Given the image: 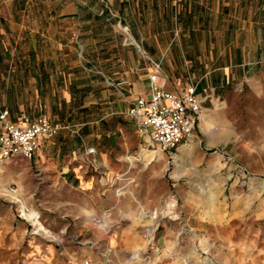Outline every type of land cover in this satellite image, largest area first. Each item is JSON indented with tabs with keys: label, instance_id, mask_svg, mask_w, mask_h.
Returning <instances> with one entry per match:
<instances>
[{
	"label": "rangeland",
	"instance_id": "rangeland-1",
	"mask_svg": "<svg viewBox=\"0 0 264 264\" xmlns=\"http://www.w3.org/2000/svg\"><path fill=\"white\" fill-rule=\"evenodd\" d=\"M223 2L0 0V104L68 126L0 162V264H264V60L213 88L240 39ZM199 47L213 75L170 158L124 114L129 87L148 55L169 89L200 81Z\"/></svg>",
	"mask_w": 264,
	"mask_h": 264
},
{
	"label": "built area",
	"instance_id": "built-area-1",
	"mask_svg": "<svg viewBox=\"0 0 264 264\" xmlns=\"http://www.w3.org/2000/svg\"><path fill=\"white\" fill-rule=\"evenodd\" d=\"M148 58V94L132 100L124 114L135 120L141 135H149L172 158L173 150L192 134L199 117L202 106L197 83L188 74L176 93L167 90L160 62ZM66 128L63 122H53L46 116L30 118L24 113L14 121L8 109L0 105V162L17 155L32 159L45 142ZM94 151L93 147L89 149L90 153Z\"/></svg>",
	"mask_w": 264,
	"mask_h": 264
},
{
	"label": "crops",
	"instance_id": "crops-1",
	"mask_svg": "<svg viewBox=\"0 0 264 264\" xmlns=\"http://www.w3.org/2000/svg\"><path fill=\"white\" fill-rule=\"evenodd\" d=\"M194 2V0H191ZM206 4L203 6L204 10L210 9V7L207 5L210 3V0H205ZM233 7L234 12H236V18L238 20V23L235 22V28L237 27L236 33L239 35L240 39L239 42H237L235 45H225L224 46V54L225 58L222 57L221 52L217 53L215 55V62H213V74L215 78L217 79L214 89H219L225 86V83L228 82V78L230 76L229 71L239 69L243 75H249L250 72H252L255 69V63L251 62L250 60V53L257 54V60L256 62H260L264 60V0H228ZM225 2L223 0H217V10L220 8V5L222 6L221 9H223V5ZM190 11V9H189ZM191 13V12H189ZM197 20H201V24L197 29H200V27H205V19L202 13L198 14ZM199 22V21H198ZM193 29V28H191ZM195 30V29H194ZM249 37V41H247L246 38ZM205 42H199V45L202 46ZM250 44L254 45V48L252 49ZM201 48L199 47V56H198V62L200 63V67L198 68L200 71L197 72L200 81L198 80L197 88H198V96L200 97V104H202V92L205 90V88L209 85L207 81V77H211L213 74L209 73L212 70L202 68L204 65L206 66V59L201 57ZM152 58L151 56H147L148 62L149 58ZM189 60L184 58L185 62H191L193 58L189 56ZM235 58V60H233ZM153 59V58H152ZM155 60V59H153ZM220 60H226L225 63L220 62ZM158 61V60H155ZM196 61V59L194 60ZM161 64V61H158ZM189 66V65H188ZM257 68V67H256ZM151 69V63L149 62L146 66V74L143 76V79L140 81H132L131 86L129 87V90L132 92L133 96L132 100H134L137 96L142 95L146 96L148 94V79L147 75L148 72ZM162 69V67H161ZM165 69H162L163 76H167L165 74ZM188 74H192V77H195V69L191 71H187ZM167 83V79H166ZM212 81L210 86L212 85ZM165 84V88L172 92H177L179 90V85L175 84V86L172 89L168 88V85ZM200 116V114H199ZM199 117L196 121L195 128L192 132V134L183 142H181L179 145L186 144L188 141L191 140V137L194 136L195 131L197 130V123H198ZM135 123V122H134ZM136 125V123H135ZM137 127V126H136ZM138 131V130H137ZM139 133V132H138ZM139 135L142 137L143 142L145 144V136ZM146 145V144H145ZM178 145V146H179ZM151 146V145H150ZM155 146V145H153ZM161 152L164 151L161 148L159 149ZM154 153V155L151 157V160H154L156 153L154 151H151ZM159 153V152H158ZM151 153H147L145 157L150 156ZM104 157V156H103ZM107 156H105L103 159L105 161ZM160 157V155H159ZM15 159V156L12 157Z\"/></svg>",
	"mask_w": 264,
	"mask_h": 264
},
{
	"label": "trees",
	"instance_id": "trees-1",
	"mask_svg": "<svg viewBox=\"0 0 264 264\" xmlns=\"http://www.w3.org/2000/svg\"><path fill=\"white\" fill-rule=\"evenodd\" d=\"M47 75V73L45 72V71H43L42 72V74H36V76H37V80H41L42 79V76L44 77V76H46ZM197 94H198V88H197ZM199 95V94H198ZM2 107H6V106H4L3 104H0ZM7 109H8V111H9V114H10V117L15 121V120H17V118L20 116H16V117H13L12 115H11V112H10V109L8 108V107H6ZM40 116H44V115H40ZM128 117V116H127ZM48 118V117H47ZM130 118V117H129ZM49 119V118H48ZM130 119H132V120H134L133 118H130ZM51 120V119H50ZM51 121H53V122H55L56 120H51ZM134 122H135V120H134ZM136 123V122H135ZM62 130H60L56 135H58L60 132H61ZM55 135V136H56ZM54 136V137H55ZM53 137V138H54ZM52 139V138H51Z\"/></svg>",
	"mask_w": 264,
	"mask_h": 264
},
{
	"label": "bare ground",
	"instance_id": "bare-ground-1",
	"mask_svg": "<svg viewBox=\"0 0 264 264\" xmlns=\"http://www.w3.org/2000/svg\"><path fill=\"white\" fill-rule=\"evenodd\" d=\"M201 119L203 120V122H205V115H201ZM207 119V118H206Z\"/></svg>",
	"mask_w": 264,
	"mask_h": 264
}]
</instances>
